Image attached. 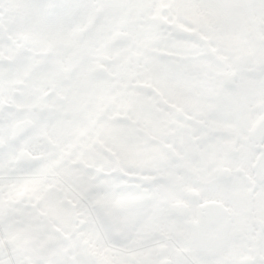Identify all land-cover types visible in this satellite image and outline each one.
Returning a JSON list of instances; mask_svg holds the SVG:
<instances>
[{"label": "snow or ice", "instance_id": "snow-or-ice-1", "mask_svg": "<svg viewBox=\"0 0 264 264\" xmlns=\"http://www.w3.org/2000/svg\"><path fill=\"white\" fill-rule=\"evenodd\" d=\"M0 264H264V0H0Z\"/></svg>", "mask_w": 264, "mask_h": 264}]
</instances>
